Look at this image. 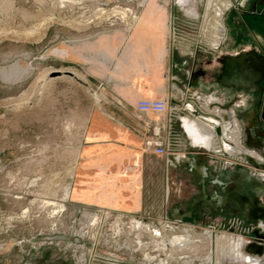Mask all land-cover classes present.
I'll return each instance as SVG.
<instances>
[{
	"label": "rangeland",
	"instance_id": "1",
	"mask_svg": "<svg viewBox=\"0 0 264 264\" xmlns=\"http://www.w3.org/2000/svg\"><path fill=\"white\" fill-rule=\"evenodd\" d=\"M64 1L66 4L63 0H0V264H37L45 257L61 259L65 264H147L150 257L151 264H206L209 250L204 239L210 233L240 237L243 256L264 264V252H251L254 246L264 247V223L259 219L257 224L248 222L249 211L234 202L221 207L220 198L231 199L233 184L216 182L228 171L237 179L235 170H243L255 186L264 185V172L249 162L264 164V124L252 127L240 119L241 114L251 113L256 97H251L248 89L227 88V102L220 104L209 98L213 104L207 106V114L197 113L217 121L226 114L237 116V126L226 125L223 141L234 148L238 145L236 156L209 153L204 130L199 146L185 130V123L191 119L192 126L199 128L202 124L208 127L207 121L196 120L193 112L184 120V112L178 107L170 119L151 115L143 124L139 150L143 163L128 162L126 152L121 154L118 147L120 159L111 162V167L108 163L107 168L106 161L95 157L106 152L103 147L86 145L85 130L92 110L104 104L95 90L98 78L93 76L96 72L91 62L82 65L72 58H76L73 50L86 52L105 36L111 37L110 41L122 40L125 29L133 32L132 23L142 14L145 0ZM169 1L157 0L165 9V40L173 39L177 51L184 54L174 68L182 80L185 71L192 69L189 55L196 62L217 55L220 46L211 48L210 37L211 32L223 35V16L224 20L229 18L228 33L232 26L239 31L240 40L229 36L237 50L248 45L264 50V33L249 30L244 24L248 13L257 14L256 8H251L252 1L261 0H213L212 9L206 6L207 0H190L188 7H181L179 0ZM216 9L225 12L218 16ZM259 9L264 10V6ZM250 54L260 60L256 53ZM257 99V110L261 111L264 89ZM156 135L169 141L168 161L145 149L146 141ZM216 141L220 148L222 140ZM182 148L189 149L187 156L194 153L198 159L174 164L173 160L183 155L178 153ZM131 166L141 167L143 209L132 208L134 194L118 188L112 175H121V183L126 175L135 174ZM102 181L107 185L99 186ZM202 185L208 200L218 203L217 209L206 203ZM67 188L69 199L65 197ZM193 197L201 202L188 207ZM178 235L194 238L196 248L183 250L182 255L172 253L168 246L161 249L163 243ZM217 264L249 263L219 259Z\"/></svg>",
	"mask_w": 264,
	"mask_h": 264
},
{
	"label": "crops",
	"instance_id": "2",
	"mask_svg": "<svg viewBox=\"0 0 264 264\" xmlns=\"http://www.w3.org/2000/svg\"><path fill=\"white\" fill-rule=\"evenodd\" d=\"M160 12L165 15V9L160 10ZM162 13L159 15V22H151L149 27H137L126 41L123 39L110 41L109 38H101L98 42H94L92 48L86 52L81 51V48H76V51H73L76 54V58H72L75 61L82 62V65L87 64L89 66V63H86L88 60L92 64L95 62L99 64L103 63L100 66L99 64L97 66L93 65L94 67L90 64L94 70L96 69V74L93 76H97L98 79L96 81H98V86H95V90L98 92L99 97L103 99L104 104L98 106L96 110H92L86 128V137L88 139L86 145L103 147V150L106 152H102L95 157L106 161L104 166L107 168L111 167V162L118 161L120 159L118 155L121 156L124 152H126L124 154H126L128 162L143 163L144 161L143 154H140L139 150L142 142V132L145 130L143 124L147 119H150L151 115L146 117L138 115L134 110L137 101L144 99H166L170 105L182 109L185 116L184 120L190 119L192 112L207 114V109L212 103L209 98L218 100L219 102L217 103L220 104L228 101V89L219 79L222 73L221 65L223 61L221 60L226 56L223 54L225 42H222L218 50L216 49L217 55L210 60L196 62L192 58L194 56L189 55V60L193 61L192 69L185 71V78L182 80L177 73H174V68L178 65L175 62L179 61L184 54L177 51L173 39L171 41L165 40L163 32L166 29L164 23L166 18H163ZM222 26L223 29L225 26L223 22ZM169 36L168 38L170 39ZM76 43L79 44V38H77ZM90 59L95 61H91ZM148 61H152L151 64ZM198 127L200 128V130L197 128L199 134L204 130L205 140L208 138L209 142H212L210 145L211 149L206 150L215 156H220L222 152L219 150L218 143H216V137L209 131V127L207 128L203 124ZM225 127L223 128L222 141L226 140ZM234 146L236 149L238 148L237 144ZM118 147L122 150L120 151L121 154H116ZM188 150H184V148L179 149L178 153H184L183 155L179 154L173 160V163L178 164L183 161L190 162L191 160L198 159V156H195L194 153H192V156H187ZM114 152L115 155H113ZM137 167L136 170L135 166H131L135 174L131 176L126 175V179L121 183L118 181L121 175L115 172L112 175H114V179H117L115 181L118 188H125L123 190L126 193L136 195L132 201V208L135 206L136 208L139 207L138 209H143L142 194L145 192V189L140 170L141 167L139 169ZM237 172L238 170H235L236 177H238ZM206 178H208V175ZM234 179L236 180L231 172L228 171L219 175L216 182L217 184L224 183L225 185H229L235 181ZM101 185L105 186L107 183L102 181L99 186ZM204 185H202L204 190L202 193L204 197H207ZM194 197L189 200L188 207L199 206L196 204V200L199 198L195 199ZM188 207L186 209H190ZM175 215H178L177 211Z\"/></svg>",
	"mask_w": 264,
	"mask_h": 264
},
{
	"label": "bare ground",
	"instance_id": "3",
	"mask_svg": "<svg viewBox=\"0 0 264 264\" xmlns=\"http://www.w3.org/2000/svg\"><path fill=\"white\" fill-rule=\"evenodd\" d=\"M44 1V0H43ZM62 1V0H61ZM95 1V0H94ZM101 1H103V0H101ZM120 1V0H119ZM126 1V0H125ZM136 1V0H135ZM138 1V0H137ZM169 1V0H168ZM178 1V0H177ZM217 1V0H216ZM63 2L65 3V1L63 0ZM68 2V1H67ZM70 2V1H69ZM73 1H71V3H72ZM75 3L77 2V1H74ZM84 2H86V1H84ZM129 2V1H128ZM139 2V1H138ZM170 2V1H169ZM179 5L181 6V7H188V6H190L191 4H189L190 3V0H179ZM211 2H213V0H207V7H208V9L210 8V9H212L213 7L211 6ZM92 3H93V1H92ZM95 3V2H94ZM117 3H119V2H117ZM132 3V2H131ZM135 3V2H134ZM164 3V2H163ZM195 3V2H194ZM60 4V3H59ZM66 4V3H65ZM72 4H74V3H72ZM80 4V3H79ZM82 4V3H81ZM225 4V3H224ZM223 4V5H224ZM77 5V4H76ZM83 5V4H82ZM99 5V4H98ZM141 5V4H140ZM144 7H143V10H142V14L140 15V16H138V17H136V18H134L135 20H134V22L132 23V28H134V30L135 29H137V27H149L150 25H151V22L152 23H155L156 21H160L158 18H160V17H157V16H159L160 15V13H162V12H160V10L162 11L163 9H161V7H160V5L158 4V2H157V0H145V2H144ZM216 5V4H215ZM81 6V5H80ZM97 6V5H96ZM120 6V5H119ZM226 6V5H225ZM142 7V6H141ZM227 7V6H226ZM120 8V7H119ZM125 8V7H124ZM123 8V9H124ZM194 8V7H193ZM216 7H214V9H215ZM116 9V7L114 8L113 7V9L112 10H115ZM227 9V8H226ZM130 10H132V9H130ZM136 10V9H135ZM141 10V9H140ZM217 11V15L218 16H220V15H222L223 14V12H225V11H223V10H221V9H216ZM224 10H225V8H224ZM101 11V10H100ZM137 11V10H136ZM159 11V12H158ZM188 11V10H187ZM210 11V10H209ZM121 12H123V10L121 11ZM121 12H119L120 14H122ZM129 12V14H130V11H128ZM164 12V11H163ZM111 13H113V11H111ZM123 13H125V12H123ZM126 13H127V11H126ZM125 13V14H126ZM159 13V14H158ZM207 13V12H206ZM101 14H103V13H101ZM100 14V15H101ZM105 14V13H104ZM116 14V13H115ZM128 14V15H129ZM194 15L193 16H195L196 14L195 13H193ZM117 15V14H116ZM124 15V14H123ZM191 15V14H190ZM206 15V14H205ZM212 15V14H211ZM215 14H213V16H214ZM216 15V16H217ZM104 16V15H103ZM108 16V15H107ZM113 16V15H112ZM115 16V15H114ZM121 16L122 15H120V18H121ZM134 16V15H133ZM167 16V15H166ZM216 16H215V18H216ZM126 17V16H125ZM125 17L123 16V19H125ZM130 17V16H129ZM208 17V16H207ZM116 18V17H115ZM204 18V17H203ZM211 18V17H210ZM122 19V20H123ZM103 21H104V19H102ZM118 20H121V19H118ZM131 20V19H130ZM223 20H224V16H223ZM124 21V20H123ZM131 21H133V20H131ZM213 21V20H212ZM220 21V20H219ZM67 22V21H66ZM107 22V21H106ZM121 22V21H120ZM126 22V21H125ZM124 22V23H125ZM223 23H224V21H223ZM110 24V23H109ZM157 24V23H156ZM160 24V23H159ZM114 25V24H113ZM166 25V24H165ZM225 25V24H224ZM67 26H69V25H67ZM116 26V25H115ZM118 26V25H117ZM125 26V25H124ZM70 27V26H69ZM74 27V26H73ZM77 27V26H76ZM82 27V26H81ZM84 27V26H83ZM119 27V26H118ZM120 27H122L121 25H120ZM126 27V26H125ZM128 27V26H127ZM168 27H169V24H168ZM167 27V28H168ZM211 27V26H210ZM223 27V26H222ZM131 28V29H132ZM166 28V27H165ZM164 28V29H165ZM224 28H225V26H224ZM224 28H223V30H222V32L224 31ZM73 29V28H72ZM123 29V28H122ZM214 30H215V28H213ZM126 31H127V33L125 34L126 35V37H124L123 36V34H121L120 32H119V35L121 34V36H123V40H127V39H129L130 38V35H131V33H129V30L128 29H125ZM124 30V31H125ZM133 30V31H134ZM121 31V30H120ZM124 31H122V32H124ZM219 31V30H218ZM131 32V31H130ZM167 32H168V30H167ZM171 32V31H170ZM224 32H226V31H224ZM151 33V32H150ZM164 33V32H163ZM221 33V32H220ZM168 34V33H167ZM217 34V32H211V42H212V46H211V48H214V49H216V48H218L219 46H220V42H221V38H223L222 37V35H216ZM223 34V33H222ZM106 35V34H105ZM111 35V34H110ZM117 35V34H116ZM119 35H117V37L119 36ZM225 36V35H224ZM100 37H101V35H100ZM96 38V37H95ZM105 38L106 39H108V37H106L105 36ZM109 38H111V37H109ZM120 39V38H119ZM121 39H122V37H121ZM98 40H99V38H98ZM71 42V41H70ZM98 42V41H97ZM100 42V41H99ZM122 42V41H121ZM75 44V43H74ZM84 44H85V42H84ZM91 45V44H90ZM100 49V48H99ZM78 50V49H77ZM104 50V49H103ZM74 51V50H73ZM79 52V51H78ZM81 53V52H80ZM101 53V52H100ZM102 54V53H101ZM79 55H81V54H79ZM98 55V54H97ZM102 55H104V54H102ZM96 56V55H95ZM105 56V55H104ZM103 56V57H104ZM109 56V55H108ZM97 57V56H96ZM102 58V57H101ZM106 58V57H105ZM104 58V59H105ZM88 59V58H87ZM93 59V58H92ZM118 59V58H117ZM121 59V58H120ZM91 60V59H90ZM99 60V59H98ZM89 61V60H88ZM88 61L86 62V63H88ZM91 61H95V60H91ZM108 61H109V59H108ZM119 62V61H118ZM228 62H234V61H224V65L226 64V63H228ZM235 62H239L241 65H244L245 67H246V69H243V74H242V76H240L239 78H234V77H232L230 80L229 79H225V77L228 75L227 73H225L224 72V75H223V80H225L226 81V86L227 87H231V86H233L234 88H236V89H239V88H243V89H250L251 91H253V90H255V88H256V84H255V82L256 81H258L259 80V78L261 77V75H262V73L264 72L263 70H264V67L262 66V64H259V63H245L246 61H235ZM89 63H90V61H89ZM92 63V62H91ZM96 63V62H95ZM108 63V62H107ZM110 63V62H109ZM126 63H128L127 61H126ZM132 63H134V62H132ZM99 64V63H98ZM103 64V63H102ZM102 64H99V66L100 65H102ZM113 64V63H112ZM91 65H93V64H91ZM127 65V64H126ZM16 66V65H15ZM104 66H105V64H104ZM156 66V65H155ZM14 67V66H13ZM94 67V66H93ZM92 67V68H93ZM102 67V66H101ZM141 67V66H140ZM15 68V67H14ZM134 68V67H133ZM104 69H105V67H104ZM108 69V68H107ZM141 69V68H140ZM144 69V68H143ZM96 70V69H95ZM99 70V69H98ZM97 70V71H98ZM106 70V69H105ZM137 70V69H136ZM142 70V69H141ZM16 72H17V70H15ZM13 73H14V71H13ZM12 74V73H11ZM15 74V73H14ZM8 75H10V74H8ZM108 75V74H107ZM12 76H13V74H12ZM12 76H11V78H12ZM76 76V75H75ZM7 77V76H6ZM13 77H15V76H13ZM20 77H22V76H20ZM78 77V76H77ZM75 78V77H74ZM10 79V78H9ZM13 79V78H12ZM16 79V78H15ZM76 79V78H75ZM114 82V81H113ZM112 83V82H111ZM108 84H110V83H108ZM117 84V83H116ZM110 86V85H109ZM166 100V99H165ZM166 102L168 103V101L166 100ZM169 104V103H168ZM170 105V104H169ZM171 107H174L173 105H170ZM189 108H190V106H189ZM171 113V112H170ZM169 113V114H170ZM171 115V114H170ZM195 116V119L196 120H198L199 121V115L196 113V115H194ZM155 117V116H154ZM158 117H166L167 118V116H164V115H162V116H158ZM169 117V116H168ZM191 117V116H190ZM157 118V117H156ZM163 119V118H162ZM194 119V120H195ZM191 120V119H190ZM189 120V121H190ZM186 122L185 124V127H186V129L185 130H187V132H188V134H190V136L192 135L193 136V139L196 141V143H200V142H203L202 140V138H201V136H200V134H199V130L197 129V127H194V126H192V124L190 123V122ZM227 121L228 122H224V121H218V126L216 127L214 124H212V123H210V122H208L207 121V124L209 125L208 127H209V131L210 132H212V133H214V136L216 137V139L217 140H220L221 141V138H219V137H217V135H216V130H220L221 131V134L223 133V128L226 126V125H229V124H232L228 119H227ZM88 122H89V120H88ZM183 122V121H182ZM199 123V122H198ZM184 124V123H183ZM199 124H201V123H199ZM87 125H88V123H87ZM207 127V128H208ZM86 128H87V126H86ZM86 131V130H85ZM226 131V130H225ZM234 135V134H233ZM229 136V135H228ZM233 139V138H232ZM192 141V142H195V141ZM207 141V143H206V145H208V146H210L211 144H212V142L210 143L209 142V139L207 138L206 139ZM235 141V140H234ZM199 146H200V144H199ZM83 148V147H82ZM220 148H221V152H224L225 151V153H227V155L228 156H236V155H238V151L233 147V146H231V145H228L226 142H223V141H221V143H220ZM211 149V148H210ZM81 157V156H80ZM234 158V157H233ZM236 159V158H235ZM239 162V161H238ZM250 162V164H252V166H254L256 169H258V170H260V171H262V172H264V165L263 164H259V163H254L253 161H249ZM241 163V162H240ZM253 170V169H252ZM244 172V171H243ZM199 173H201L202 174V172H199ZM12 179V178H11ZM255 179V178H254ZM18 180V179H17ZM257 180V179H256ZM255 180V181H256ZM204 182V181H203ZM253 181L251 180V178L249 177V175L246 173V172H244L243 174H240L238 177H237V179L233 182L234 183V195H236L237 196V198H238V200L240 199V200H245V201H247L249 204L251 203L252 205H253V203H254V201H255V199L258 197V195L260 194V193H263V192H261L262 191V189H263V187H264V185H262L261 187H258L257 188V186H255L253 183H252ZM256 187V188H255ZM68 189V190H67ZM66 190H67V192H66V196L65 197H67V199H69V192H70V189L69 188H67ZM165 189H166V186H165ZM255 191H257V192H255ZM239 192H240V194H239ZM165 194H167V197H168V191H165ZM134 196H136V195H134ZM41 198V197H40ZM39 198V199H40ZM205 200H206V203L209 205V207L211 208V209H217L218 208V203L216 202V201H209L208 200V198L207 197H205ZM220 205H221V207H223L224 205H226V204H228V203H226L225 202V199L224 198H220ZM168 202V201H167ZM199 202H201V200L199 199L198 201H197V203H199ZM248 204V205H249ZM165 205V204H164ZM252 205H251V207H252ZM251 207H250V211L248 210V209H246V208H243L244 210H247V212L249 211V216H252V215H254V216H257V218H259L258 217V215L256 214H254V212L252 211V209H251ZM258 208H259V211H255V212H260V214H261V216H262V213L264 212L263 211V209H262V207H261V205H259L258 206ZM262 212V213H261ZM175 216H177V215H175ZM178 217V216H177ZM255 220H258V219H255ZM94 221V220H93ZM252 223H254L253 221H252ZM162 226V225H161ZM164 226V225H163ZM163 233L165 232V231H162ZM166 234L164 233V236H165ZM207 235V237H205V241L207 242H205L206 244V246H208V250H209V252H208V256H207V258H206V264H217L218 263V260L219 259H222V260H233V257L231 258L229 255V249L226 247V245L224 244V237L223 236H215L214 234H212V233H210V234H206ZM179 236V235H178ZM167 237V236H166ZM165 238V237H164ZM172 238V237H171ZM166 240H168V239H166ZM159 246V245H158ZM167 246L169 247V248H171L170 250H171V252L172 253H178V252H181V255H182V252H183V250H193L194 248H196V245H195V240H194V238H191L189 235H186V236H179V237H174V238H172V239H170V240H168L167 241V244H162L161 245V249H163V250H165L166 248H167ZM254 249H257L258 251H259V253H262V252H264V248H259L258 249V247H256V248H254ZM168 253V252H167ZM190 253V252H189ZM195 256V255H194ZM185 259H187V258H185ZM152 261H153V258H148V260H147V264H151L152 263Z\"/></svg>",
	"mask_w": 264,
	"mask_h": 264
},
{
	"label": "flooded vegetation",
	"instance_id": "4",
	"mask_svg": "<svg viewBox=\"0 0 264 264\" xmlns=\"http://www.w3.org/2000/svg\"><path fill=\"white\" fill-rule=\"evenodd\" d=\"M263 6H264V0H261L259 2L252 1L251 8L253 9L255 7L257 14H255L253 12L248 13L249 14L248 18L249 19H245V21H244V24H245L246 28H248L249 30H253V31L256 30L259 33H264V10H261V9L258 10V8H260V7L262 8ZM226 21L229 22V18H227L224 21V24H225V28L224 29H226L224 31H226V32L223 31V35H222L223 38H221V42H220V44H222V42H225L224 45H223V54H225L226 56L223 57L221 61H234V62H228L225 65H223V63H222V65H221L222 72H223V69H224V72L228 74L225 77V79H229L230 80L232 77L239 78L243 74V69H246V67L244 65H241L239 62H235V61H246L245 63H259V64H262V66L264 67V50H262V52H260V51L256 50V48L251 46V45H248L246 48L243 47L240 50H237V48L234 46V42L229 41V36H231V35L237 36L239 34V31H237L236 28L234 26H232V30H230L229 33H228ZM230 25H231V23H230ZM241 39H245V38H241ZM237 40H240L239 36H237ZM245 53H247V54H245ZM250 53H256L260 57V60L258 58H256L255 55L250 54ZM221 75H222V73H221ZM221 81L224 84H226V81L223 80V78H221ZM257 82H258V86H256V88H255L256 90L251 91L250 89H248L250 91H246V92H249L250 94H253V96H251V97H254V98L256 97L254 99V101H253L252 109L249 110L251 113L241 114L242 118H240V119L246 120L245 122L250 124V126H252V127H255L256 124H258V126L260 128L261 124L262 123L264 124V102H263L262 110L261 111L257 110V106H258L257 97H258V95L261 94L262 90L264 89V72L262 73V75L259 78V80L255 82V84ZM226 88L233 89L234 87L231 86V87H226ZM239 89H241V88H239ZM258 111H260L259 115H258ZM227 119L233 125L236 124V126H237V120H236L235 116H231V115L226 114L221 119V122L222 121L228 122ZM262 135L264 137V130L262 131ZM250 141H252V139H250ZM219 146H220V144H219ZM219 150L221 151V148H219ZM251 161H253L254 163H258V162L254 161V160H251ZM195 168L197 169L198 172H201L200 168L196 164H195ZM243 173H244L243 171L240 172V174H243ZM231 191H233V187H232ZM255 192H257V191H255ZM261 192H263V193H260L258 195V197L255 199L253 205L251 203L249 204L245 200H243V201L240 200V199L238 200L237 196L234 195V194H230L231 195V199L230 200L228 199L229 202H227L226 200H225V202L228 203V204L229 203L231 204V202H234L241 210H244L243 208H246V209L249 210L251 205H252V207H251L252 211L254 212L255 215L257 214L259 218H257V216H254V215L249 216V213H246L247 214L246 215V220L248 219L249 222L253 221L255 224H257L258 222L255 219H259V220H261L264 223V212L263 213L261 212L262 216H261L260 212H255V211H259V208H258L259 205H261V207L263 208V211H264V206L261 204V201H260L262 199L263 202H264V187H263ZM239 194H240V192H239ZM197 201L198 200H196V202ZM224 244L229 249V251H228L229 254H230L229 256L231 258L233 257L232 261H235V262H239V261L240 262H246V263H249V264L255 262V264H258L257 261H254V260L252 261L250 258H246V257L243 256V254L240 251V248L243 245V240L240 237L224 236ZM254 248H256V247L254 246L251 249V252L257 251V249H254ZM259 254L261 255L262 253H259ZM44 259L37 260L38 264H55L59 260L62 261V264H65V262L63 260L57 259V258H52V257L47 258V257H45Z\"/></svg>",
	"mask_w": 264,
	"mask_h": 264
},
{
	"label": "built area",
	"instance_id": "5",
	"mask_svg": "<svg viewBox=\"0 0 264 264\" xmlns=\"http://www.w3.org/2000/svg\"><path fill=\"white\" fill-rule=\"evenodd\" d=\"M137 113L141 116H167V118L172 117V114H175L179 110L176 107H171L166 100H140L137 103ZM171 112V113H170ZM171 115H170V114ZM169 116V117H168ZM169 141L165 140L164 137L160 135L153 136L148 139L145 143L146 151H154V153L168 161V151ZM166 161V163H167Z\"/></svg>",
	"mask_w": 264,
	"mask_h": 264
},
{
	"label": "water",
	"instance_id": "6",
	"mask_svg": "<svg viewBox=\"0 0 264 264\" xmlns=\"http://www.w3.org/2000/svg\"><path fill=\"white\" fill-rule=\"evenodd\" d=\"M223 63V65H224V61L222 62ZM223 75H224V69H223V72H222V75H221V77H220V81H221V78L223 77ZM222 82V81H221ZM223 83V82H222ZM224 84V83H223ZM225 85V84H224ZM226 86V85H225ZM227 87V86H226ZM194 113V112H193ZM194 115H196V113H194ZM200 118H203V119H205L206 121H208V122H210V123H212V124H214L216 127L218 126V121L217 120H215V119H213V118H204V117H200ZM216 135H217V137H219V138H222L223 137V133L221 134V131L220 130H216ZM224 153H225V151H224ZM226 155H227V153H225ZM228 156V155H227ZM241 171H243V170H239L238 171V176L240 175V172ZM233 184V191H232V194H234L233 192H234V183H232ZM226 195V194H225ZM250 211V210H249ZM247 221L249 222V220L247 219ZM37 264H38V262H36ZM55 264H62V261H57Z\"/></svg>",
	"mask_w": 264,
	"mask_h": 264
}]
</instances>
